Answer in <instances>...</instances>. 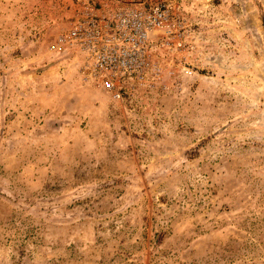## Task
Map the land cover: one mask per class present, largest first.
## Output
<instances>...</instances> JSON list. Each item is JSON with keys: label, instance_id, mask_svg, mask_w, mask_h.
<instances>
[{"label": "rangeland", "instance_id": "374dc122", "mask_svg": "<svg viewBox=\"0 0 264 264\" xmlns=\"http://www.w3.org/2000/svg\"><path fill=\"white\" fill-rule=\"evenodd\" d=\"M157 1L0 0V264H264V0H165L190 48L122 102L47 50Z\"/></svg>", "mask_w": 264, "mask_h": 264}, {"label": "built area", "instance_id": "2783aa9c", "mask_svg": "<svg viewBox=\"0 0 264 264\" xmlns=\"http://www.w3.org/2000/svg\"><path fill=\"white\" fill-rule=\"evenodd\" d=\"M187 28L165 0L115 7L85 3L47 50L80 59L81 82L122 102L162 81L165 70L175 73L173 58L190 48ZM181 72L192 73L188 68Z\"/></svg>", "mask_w": 264, "mask_h": 264}]
</instances>
